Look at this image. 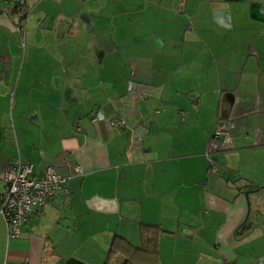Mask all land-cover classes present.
I'll list each match as a JSON object with an SVG mask.
<instances>
[{
    "label": "crops",
    "instance_id": "0c3cea01",
    "mask_svg": "<svg viewBox=\"0 0 264 264\" xmlns=\"http://www.w3.org/2000/svg\"><path fill=\"white\" fill-rule=\"evenodd\" d=\"M16 160L67 194L0 264H264V0H0V194Z\"/></svg>",
    "mask_w": 264,
    "mask_h": 264
},
{
    "label": "built area",
    "instance_id": "2783aa9c",
    "mask_svg": "<svg viewBox=\"0 0 264 264\" xmlns=\"http://www.w3.org/2000/svg\"><path fill=\"white\" fill-rule=\"evenodd\" d=\"M26 14V11L21 12L22 17ZM96 120L108 127L118 129L125 127V122L120 118L110 119L102 114H96ZM213 138L228 140L230 134L216 125ZM207 161L208 175L216 174L217 168L212 160L208 157ZM82 174L83 170L80 166L73 168V175L81 176ZM2 180L4 190L0 194V215L7 225L11 238L19 237L22 224L27 221L36 207L46 204L58 192L67 194L65 187L67 179L52 166L46 167L42 173L34 176L32 165L16 160L4 171Z\"/></svg>",
    "mask_w": 264,
    "mask_h": 264
},
{
    "label": "trees",
    "instance_id": "16d2710c",
    "mask_svg": "<svg viewBox=\"0 0 264 264\" xmlns=\"http://www.w3.org/2000/svg\"><path fill=\"white\" fill-rule=\"evenodd\" d=\"M142 251H137V250H133L132 248H130L124 241H114L111 248H110V252H109V258H108V263L112 260V257H114V255L116 254H120L124 257H126V263L125 264H138L135 263L133 261V258L137 253L139 254H143Z\"/></svg>",
    "mask_w": 264,
    "mask_h": 264
},
{
    "label": "water",
    "instance_id": "95a60500",
    "mask_svg": "<svg viewBox=\"0 0 264 264\" xmlns=\"http://www.w3.org/2000/svg\"><path fill=\"white\" fill-rule=\"evenodd\" d=\"M257 191H258V190L254 191V192L257 193ZM245 196L247 197L248 194H245ZM262 204H264V198H260L259 201H258V206H259V207H260ZM249 210H250V208H249ZM258 214H259V213H258ZM259 215H260V214H259ZM245 222H246V221H245ZM245 222H243V224H244ZM243 224H242V225H243ZM242 225H241V226H242ZM241 226H240V227H241ZM255 228L261 230V232H264V227L258 225V226H254V227H252V228H251V231H250L249 233L251 234V232H252ZM248 235H249V234L245 235L244 237H247ZM244 237H243V238H244Z\"/></svg>",
    "mask_w": 264,
    "mask_h": 264
}]
</instances>
